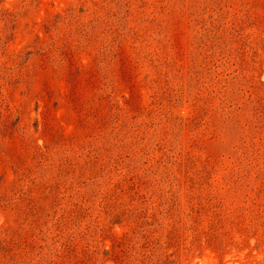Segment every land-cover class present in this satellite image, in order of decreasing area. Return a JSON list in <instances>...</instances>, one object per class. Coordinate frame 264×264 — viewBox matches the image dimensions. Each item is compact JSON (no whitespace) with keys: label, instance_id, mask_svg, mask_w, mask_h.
<instances>
[{"label":"rangeland","instance_id":"1","mask_svg":"<svg viewBox=\"0 0 264 264\" xmlns=\"http://www.w3.org/2000/svg\"><path fill=\"white\" fill-rule=\"evenodd\" d=\"M0 264H264V0H0Z\"/></svg>","mask_w":264,"mask_h":264}]
</instances>
